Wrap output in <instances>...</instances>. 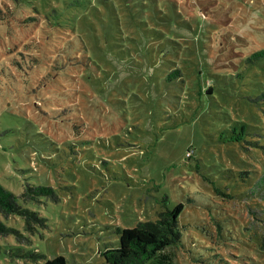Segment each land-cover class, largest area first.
Here are the masks:
<instances>
[{
	"label": "rangeland",
	"instance_id": "1",
	"mask_svg": "<svg viewBox=\"0 0 264 264\" xmlns=\"http://www.w3.org/2000/svg\"><path fill=\"white\" fill-rule=\"evenodd\" d=\"M263 51L264 0H0L6 62H78L46 92L0 82V183L58 197L24 203L32 233L0 216L27 239L0 234V264H106L119 227L177 204L173 263L264 264Z\"/></svg>",
	"mask_w": 264,
	"mask_h": 264
},
{
	"label": "trees",
	"instance_id": "2",
	"mask_svg": "<svg viewBox=\"0 0 264 264\" xmlns=\"http://www.w3.org/2000/svg\"><path fill=\"white\" fill-rule=\"evenodd\" d=\"M5 52V51H4ZM0 54V82H3L8 91H13L10 83H18L19 79L32 82L33 86L28 87V92L41 91L46 92L49 86L53 84V79H57L58 75L62 78H71L73 73L72 66L77 65V59H69L57 63L52 61L27 62V66L21 65L17 60L12 61V64L5 61L4 55ZM264 53V51H263ZM259 55V54H258ZM176 62V61H175ZM177 63V62H176ZM17 64V66H15ZM181 63H178L166 76V80H174V77H181L186 74ZM186 64V63H184ZM201 73V71H200ZM11 77L12 81L4 80V77ZM183 84L179 86L183 95L179 98V105L185 101L187 91V83L183 78ZM233 83V82H231ZM218 82L211 78L206 79L204 84L198 89V93L202 92L206 95L214 94L215 89H223L219 87ZM203 94V95H204ZM177 103V102H176ZM177 107V106H176ZM178 107H181L178 106ZM124 108V107H123ZM233 137V136H232ZM233 142V138L226 140ZM221 169V168H220ZM223 172L224 169H221ZM46 196L54 201H58L53 188L49 185L26 183L20 194L12 192L0 183V216L7 219L11 215L19 216L24 221V229L32 233L39 225H45L44 218L33 209L24 205V203L31 201H38L40 197ZM183 208V204H177L173 208H165L157 213L154 220L138 221L132 227L118 228V245L109 246L105 249L103 256L106 264H176L171 261L170 255L165 252L168 247L177 244L180 241V229L178 226V215ZM216 231H219L220 226L216 220ZM0 234L7 236L15 234L16 240L19 242L26 241V236L19 232L14 227L7 225L0 219ZM216 232L213 230H206V235L214 237ZM24 255L37 259L42 256L39 253L27 252ZM222 260V259H221ZM41 264H66L63 256L57 255L53 258L46 259Z\"/></svg>",
	"mask_w": 264,
	"mask_h": 264
}]
</instances>
